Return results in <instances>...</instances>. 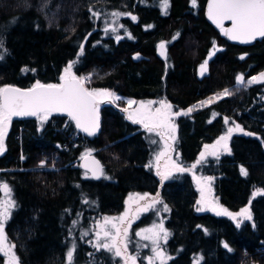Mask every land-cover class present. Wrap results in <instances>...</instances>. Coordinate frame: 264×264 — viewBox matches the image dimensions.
I'll return each mask as SVG.
<instances>
[{
	"label": "trees",
	"instance_id": "1",
	"mask_svg": "<svg viewBox=\"0 0 264 264\" xmlns=\"http://www.w3.org/2000/svg\"><path fill=\"white\" fill-rule=\"evenodd\" d=\"M191 2L168 0L165 12L162 0H49L41 11L44 0H0V41L2 51L7 50L0 60V86L60 83L63 67L75 59L74 73L93 71L95 87L134 99L164 98L185 109L239 87L237 75L245 81L264 70V38L248 46L230 43L204 19L205 0H196L195 6ZM90 8L100 13L99 19ZM112 11L130 13L118 18L119 41L104 31ZM162 42L164 57L157 52ZM135 52L141 60H132ZM206 60L207 71L201 74ZM100 104L94 136L78 133L74 138L78 128L66 115L53 113L40 128L34 117L11 120L0 154V180L9 184L16 202L4 230L20 264H63L69 233L79 235L80 228H73L76 215L85 228L89 215L120 212L128 193L157 191L169 209L164 226L170 232L166 249L171 257L166 264H240L244 259L245 264H264V254L254 251L264 249V195L253 197L264 191V83L176 118L184 163L195 160L201 147L224 131L225 117L253 133L233 134L230 153L203 167L214 175V193L224 208H249L252 219L239 228L225 215L196 210L197 191L188 173L160 183L144 167L148 147L140 126L116 104ZM64 143L66 149H57ZM86 150L102 165L97 180L79 166ZM51 151L54 168L35 169ZM241 166L247 176L241 175ZM87 247L76 243L72 264H109L107 257L102 263L82 258Z\"/></svg>",
	"mask_w": 264,
	"mask_h": 264
},
{
	"label": "snow or ice",
	"instance_id": "2",
	"mask_svg": "<svg viewBox=\"0 0 264 264\" xmlns=\"http://www.w3.org/2000/svg\"><path fill=\"white\" fill-rule=\"evenodd\" d=\"M49 0H44V3L40 6V10L43 11L48 7ZM193 5L195 6L196 0H192ZM168 6V0H162V8L166 12ZM92 14V17L97 19L100 18V13L93 11L92 8L89 9ZM112 18L111 23L106 22L104 31L108 33L111 31L115 35V39L119 41L122 37L118 34V29L115 26L118 22V18L122 15H130V13H122L119 11H112L109 13ZM133 20L136 17H131ZM208 18L213 21L221 29V32L227 36L230 40H237L241 43H250L252 40H255L257 37H264V0H209L208 4ZM230 20L232 22L231 28L225 29L223 27V21ZM15 21H12L14 23ZM123 27V25H119ZM151 27V26H149ZM125 34L127 29H125ZM80 53H83L84 45L80 46ZM160 49H164L165 45L162 42L158 45ZM0 48H3V42L0 41ZM6 49L0 52V60L4 58L6 54ZM161 55H164L161 51ZM135 58V57H134ZM243 59V57H241ZM78 61H71L64 69V74L59 77L60 83H48L43 84L39 81H36L28 89H21L19 87L11 85H2L0 86V154L5 151L4 140L7 135L8 127L10 126L11 120L13 117L17 116H34L36 117L41 124L48 119V116L52 112H66L71 120L75 121L76 127L81 131L85 132L88 136H94L97 134L99 129V118L96 115V109L99 105V102L103 98H110L112 100H120L121 97L115 95L112 91L108 89H88L85 87V84L91 79V74L84 77H77L73 74L72 69ZM207 60L204 64L201 65V74L207 71ZM31 71H35L32 69ZM236 84L240 86L247 87L248 85L264 81V72L260 73L258 77H251L245 84L244 77L242 75L236 76ZM239 88H237V91ZM233 95V92L228 88H225L220 94L221 97H227ZM210 101H205L201 103H208ZM129 105L136 103L135 101H127ZM152 102H141L140 107L133 112H129L127 108L122 109V111L128 112L127 118L133 123L141 124L149 133L157 131L158 129H167L173 128V125L170 123L173 117L179 115H187L192 109H188L184 112H172V105H170L166 100L159 101L160 107L156 108L155 111L151 110ZM229 118L225 117V123H228ZM233 123H235L233 121ZM244 130L240 127L239 124L235 125V128L229 127L227 134L221 136L215 145L209 146L205 145V148L208 149L211 147L213 150L208 152V155L215 156L216 147L222 142L224 149L228 150L227 140L232 135L234 131ZM157 134L162 135V132ZM245 135H253V133L246 132ZM175 137H173L174 139ZM155 143V141H153ZM59 147V146H58ZM91 151L85 153V155H90ZM163 153H161L162 155ZM206 153H201V157H204ZM159 157H157L158 159ZM21 159H24L21 156ZM201 161H197L200 163ZM97 168L93 172L94 178H99L96 172H99L100 175H103V170L96 162ZM45 166V161H41L39 164L40 168ZM150 167V165H149ZM193 168L196 165H192ZM179 171H185L183 168H179ZM241 175L247 176V170L241 166L240 168ZM157 175H161L160 172H157ZM168 177L166 175H161V182H163ZM211 180V177L208 178ZM0 191H3L5 196L0 199V253H3L5 257H9L6 264H19L18 258L15 255L14 248L15 245H10L7 241V236L4 232L5 223L11 217L12 210L16 207L15 200L11 197V188L9 184L4 181L0 182ZM257 194L264 195V191L257 190L253 193V197ZM149 194L144 193L142 196L137 194V200H145L148 198ZM131 198V197H130ZM203 198V192H202ZM87 203V201H84ZM198 204L201 201H197ZM163 205L162 210L164 212L169 211L168 206L163 204V201L159 198V193L156 194V197L151 200L150 203H146L142 210L149 211L150 209H155L157 214L161 209L156 208V205ZM141 210V209H138ZM205 208L200 207L197 211H204ZM209 210L215 211L216 215H226L236 221V226L239 228L243 220H251L252 215L248 207L241 208L239 212L233 213L230 212L227 208L222 207H211ZM121 215L118 218L119 221L123 222L126 217ZM241 219H237V218ZM110 223L109 218H105V227H104V236L110 239L112 242L108 243H98L95 246L97 248L103 247L109 252L114 251L116 257H121L122 251L127 252V245L121 249L118 246L117 237L120 235V228L117 224L112 223L111 228L115 229L116 235H112L111 231L107 228V224ZM76 221H73L75 226ZM199 227V226H198ZM124 235H127V228H124ZM150 235H144L141 238L143 240L150 241L151 251L153 256L148 257V264H155V260L159 259L160 264H166L165 254L162 250L160 241H167L170 233L163 227V221L159 225H154L153 228L144 230ZM206 231V230H205ZM84 235H87L85 232ZM140 235V233H137ZM99 238V232L97 233ZM147 247V245H145ZM225 248H228L229 251L232 249L227 243L224 244ZM74 246L69 249L66 253L67 264H72L74 258ZM136 257L132 255H127L124 257V264H128L129 261L132 264H135ZM170 259V257H169Z\"/></svg>",
	"mask_w": 264,
	"mask_h": 264
},
{
	"label": "rangeland",
	"instance_id": "3",
	"mask_svg": "<svg viewBox=\"0 0 264 264\" xmlns=\"http://www.w3.org/2000/svg\"><path fill=\"white\" fill-rule=\"evenodd\" d=\"M191 4L193 5L192 2H191ZM111 20L112 19H110L108 21V23H111ZM115 26L117 27V25H115ZM1 51H2V48H0V52ZM72 61H76V60L74 59ZM69 62H71V61H69ZM69 62L63 67L61 75L64 74V69L69 64ZM199 71L201 73V68L199 69ZM72 72L77 77H84V76H88L89 74H91V77H92V75H93V71L85 72L82 74H76V73H74V71L72 69ZM262 72H264V70L260 71L259 73H257L256 75H253L251 77H254V76L258 77L259 74ZM251 77L244 81L245 84L247 83V81L249 79H251ZM90 81H91V79L85 84L86 88H88L90 90L91 89H105V88L93 86ZM257 83H264V81L257 82ZM254 84H256V83H254ZM251 85H253V84H251ZM248 86H250V85H248ZM237 88H239V90H240V89L245 88V87L239 85V87L236 86L234 88H230L229 90L232 91L233 93H235V92H237ZM108 90H110V89H108ZM110 91H112L115 95L121 97V99L120 100H112L110 98H103L100 100V102L116 104L117 106H119L122 109L127 108L129 112H133L137 108H139L141 102H144L145 104H147V102H152L151 110L155 111L156 108L160 107L159 101L165 100L164 98L134 99L131 97H126V96L120 95L113 90H110ZM222 92L223 91L216 92L213 95L207 97L206 99H203V100L196 102V103H192L191 105H189L185 109H179V108L175 107L174 105H172L171 103H169L168 101L167 102L170 105H172V109H171L172 112H184V111H187L188 109L191 108L192 111L188 113V114H190V113H192L198 109L204 108V107L210 105L211 103L216 102V101L224 98V97L220 96V94ZM129 100L135 101L136 103L129 105L127 103V101H129ZM205 101H210V102L201 103V102H205ZM123 112H124L125 117L127 118L128 112H125V111H123ZM52 115H53V112L48 116V119L46 121H48ZM177 117L178 116L173 117L172 120L170 121V123L174 127V130H173V128L158 129L157 131L149 133L141 124H138L140 126V129L143 132V137H144V140H145L147 147H148V157H147V160L144 164V167L148 171H150L152 174H154L159 179L160 183H161V175H166L168 178L165 179L164 181H168L172 178V176H174L177 173H188L190 175V177L194 183V187L197 191V201H201L200 204H198L196 202V210L200 207H203V208H205L204 211L213 212L212 210H209L211 207H217L218 206V207L224 208L219 203L218 197L214 193V189H213V182L215 179L214 175H212V174L209 175V174L204 173L203 167L207 164L208 161H210V160L216 161L222 155L230 153L229 142H230L231 136L233 134H244V133H246V131L241 132V131L237 130V131H234L232 133V135L227 140V145H228L227 151L223 147L224 142H222L220 145H217V147L215 149L217 154L215 156L208 155L207 153L211 152L213 149L211 147L206 149L205 145H209V146L215 145L216 141L221 136H224L227 134V130L229 127L235 128L236 123H233L232 120H228V123L227 124L225 123L226 125H225L224 131L218 137H216L212 142L204 144L201 147V150L198 153V155L196 156L195 160H193L190 163H184L181 161L180 154H179V151L177 148V135H176V118ZM34 118L37 122L38 128H40L46 122V121H44L43 124H41V122L36 117H34ZM68 119L71 120L70 117H68ZM129 121H131V120H129ZM158 132H162V135L157 134ZM173 137H175V138L173 139ZM153 141H155V143H153ZM86 152H88V150H86L85 153ZM53 153H54V151H51L48 154H43V158L33 167L35 169H43V170L53 169L54 168L53 159L55 158ZM161 153H163V154L161 155ZM201 153H206V154L204 157H201ZM157 157H159V158L157 159ZM41 161H45V166L43 168L39 167V164ZM197 161H201V162L197 163ZM194 164L196 165L195 168L192 167V165H194ZM149 165H150V167H149ZM179 168H183V169H185V171H179L178 170ZM158 171L160 172L161 175H157ZM84 175L90 176L89 173L86 171H85ZM209 177H211L210 181L208 180ZM0 182H4V181L0 180ZM202 192H203V198H202ZM144 193H147V192H130V193H128L124 199L123 208L118 213L102 214V215H98V216H90L89 215L88 219L86 220V227L85 228L80 226V224H81L80 215L79 214L76 215L74 217V221H76V224H75V226L73 225V228H76V227L80 228L79 229V235L78 234L76 235L73 232V230L69 233V239L67 241L68 242L67 251L69 249L73 248V246L75 248L76 243L79 242V240H80V241L85 242L88 245L87 249L86 250L84 249V254H82V258H83V255H84V257L85 256L89 257L91 263H93L94 261H96V262L98 261V262L102 263L105 260L104 258L107 257L109 259V264H124V257H126L127 255H132V256H135L137 258L135 261V264H148L147 258L150 256H153L154 254L151 251L150 241L143 240L141 237L144 235H150V233H147L144 230L153 228L154 225H159L161 221H163V227L165 228L164 221L168 217L169 211L164 212L162 210L163 205H160V204L156 205V208L161 209L159 214H157V211L155 209H150L149 211H143L142 210L143 206L146 203H150L151 200L153 198H155L156 194L159 192L157 191L153 194L148 193L149 196L145 200H137V194L142 196ZM4 196H5L4 192L0 191V199L4 198ZM11 197L14 199L12 191H11ZM159 198H160V200H162L160 195H159ZM163 204H165L164 201H163ZM138 209H141V210H138ZM239 211H240V209L236 212H239ZM198 212H202V211H198ZM236 212H233V213H236ZM125 213H127V214H126L125 220L123 222L119 221L118 219H115V218L120 217L121 215H124ZM106 217L110 219V223L107 224V228L111 231L112 235H116L115 229L111 228L112 223L117 224V226L120 228V235L117 237L118 246L121 249H123L124 246L127 245V252L122 251L121 257H116L114 255V251L109 252L106 249H104L103 247L97 248L95 246L98 243L102 244L105 242H108V243L112 242L110 239H108L104 236V227H105V218ZM237 219H241V218L238 217ZM230 220L236 225V221H234L231 218H230ZM244 221H246V220H243V222ZM247 221H251V220H247ZM124 228L128 229L126 236L124 235V231H123ZM4 232H5V230H4ZM85 232L87 233V235H84ZM98 232H99V238L97 237ZM137 233H140V235H137ZM169 237H170V235H169ZM169 237H168V239H169ZM7 241L10 245H13L12 242H10L8 240V238H7ZM166 242L161 240L160 244L162 246V250L165 254V258H166V262H167L169 260V257H171V256L167 252ZM145 245H147V247H145ZM67 251H66V253H67ZM1 255L3 256V264H6L9 257H5L3 255V253H1ZM74 255H75V250H74ZM73 260H74V258H73ZM244 260L248 262L247 259H244ZM63 264H67L66 258H65V262ZM128 264H132V262L129 261ZM155 264H160V260L156 259Z\"/></svg>",
	"mask_w": 264,
	"mask_h": 264
},
{
	"label": "water",
	"instance_id": "4",
	"mask_svg": "<svg viewBox=\"0 0 264 264\" xmlns=\"http://www.w3.org/2000/svg\"><path fill=\"white\" fill-rule=\"evenodd\" d=\"M208 4H209V0H205L204 2V6H203V17L204 19L211 25L213 26L214 28L216 29H219V27H217V25L215 23H213L212 20H210L208 18ZM223 26H225V29H228V28H231L232 26V22L230 20H224L223 21ZM224 35V34H223ZM225 39L230 42V43H233L235 45H238V46H248L250 44H252L253 42L257 41V40H260L264 37H257L255 40H252L250 43H241L237 40H230L227 36H225ZM160 45V44H159ZM161 51H163L164 53V49H160L159 47H157V52H158V55L160 57H164V55H161ZM135 57V58H134ZM142 59V55L139 53V52H135L133 55H132V60L133 61H139ZM102 103V102H101ZM101 107V104L99 102V105L96 109V115L98 116L99 118V126H100V117H99V109ZM55 114H63V115H67L66 112H53ZM30 117H34V116H17V117H13L12 119H21V118H30ZM69 117V116H68ZM80 130V129H79ZM81 131V130H80ZM83 132V131H82ZM85 133V132H83ZM96 162H98L99 166L102 168V165L100 163V161L94 156V155H85L83 156L80 160H79V166L82 170L86 171L89 173L90 177L94 180H97L101 177V175L99 174V172H96V174L99 176V178H94L93 176V172L96 171V168H97V164ZM254 264H258V263H254Z\"/></svg>",
	"mask_w": 264,
	"mask_h": 264
},
{
	"label": "built area",
	"instance_id": "5",
	"mask_svg": "<svg viewBox=\"0 0 264 264\" xmlns=\"http://www.w3.org/2000/svg\"><path fill=\"white\" fill-rule=\"evenodd\" d=\"M78 131H79V132H74V135H73L74 138H77V137L79 136L78 133L86 134V133H83L82 131H80L79 129H78ZM62 148L66 149V143H64V144H62V145H59V147H58L57 149H62ZM54 152H55V151H54ZM254 251H255V252H258V253H262V254H264V249H263V248H257V249H255ZM260 251H261V252H260ZM240 264H245L244 260H243L242 262H240Z\"/></svg>",
	"mask_w": 264,
	"mask_h": 264
},
{
	"label": "bare ground",
	"instance_id": "6",
	"mask_svg": "<svg viewBox=\"0 0 264 264\" xmlns=\"http://www.w3.org/2000/svg\"><path fill=\"white\" fill-rule=\"evenodd\" d=\"M59 115H63V114H59Z\"/></svg>",
	"mask_w": 264,
	"mask_h": 264
},
{
	"label": "flooded vegetation",
	"instance_id": "7",
	"mask_svg": "<svg viewBox=\"0 0 264 264\" xmlns=\"http://www.w3.org/2000/svg\"><path fill=\"white\" fill-rule=\"evenodd\" d=\"M225 28V26H223ZM220 29V28H219Z\"/></svg>",
	"mask_w": 264,
	"mask_h": 264
}]
</instances>
